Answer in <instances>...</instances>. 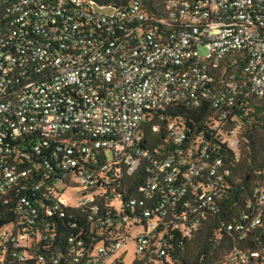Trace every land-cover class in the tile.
I'll return each instance as SVG.
<instances>
[{"label":"built area","instance_id":"built-area-1","mask_svg":"<svg viewBox=\"0 0 264 264\" xmlns=\"http://www.w3.org/2000/svg\"><path fill=\"white\" fill-rule=\"evenodd\" d=\"M232 53H243L244 63L218 79ZM244 97L264 99V0H168L156 13L143 0L123 8L0 0V264H71L59 252L38 253L50 245L53 217L68 209L94 214L118 168L131 176L142 163L147 204L130 201L122 216L112 206L105 223L123 231L85 264H126L129 243L136 248L129 264L149 248L161 261L155 264H172L163 250L167 234L189 238L221 207L222 164L207 154L237 136L244 116L234 112ZM204 104L214 116L198 132L158 115ZM153 116L152 131L163 126L168 140L162 158L140 148ZM100 152L111 157L100 163ZM247 209V224L222 223L217 232L242 240L261 227L263 189L253 190ZM248 256L234 250L229 260L264 264V249Z\"/></svg>","mask_w":264,"mask_h":264},{"label":"trees","instance_id":"trees-1","mask_svg":"<svg viewBox=\"0 0 264 264\" xmlns=\"http://www.w3.org/2000/svg\"><path fill=\"white\" fill-rule=\"evenodd\" d=\"M89 1L102 8H123L132 0ZM167 1L143 0V3L150 13H156ZM228 58L229 63L222 64L216 75L218 79L233 72L236 70V66L244 63L243 53H232ZM237 105L239 109L234 112V115L244 116V121L235 137L236 151H233L230 145L215 143L210 148L212 153L207 154L208 157H216L222 164L219 174L225 182L227 190L220 203L221 207L215 214L207 216L200 229L189 238H183L177 232L167 234L163 250L171 259L172 264H233L230 263L229 256L234 250L248 256L264 249V221L261 227H255L244 233L242 240L233 231L217 232L222 223L227 225L239 223L242 226L247 224V220H244L243 216H246L248 220L251 218L252 211L247 209V205L253 201V190L255 188L264 190V99L244 97L243 102L239 101ZM158 115L185 120L186 128L193 133L206 128L213 118L214 112L208 104H204L197 110H186L179 107L174 113L166 109L164 113H158ZM156 121L157 117L153 116L149 123L143 125L140 148L147 150L153 158H162L166 155L163 148L168 150V140L163 126L157 132L152 131L151 127ZM99 156L100 163L108 159V156L102 152ZM147 167L148 164L142 163L131 176L126 174L124 167L118 168L119 173L113 179L114 184L101 187L97 211L94 214L85 209H68L65 218L53 217L55 230L51 235L50 245H43L47 250L44 251L41 248L38 253L59 252L71 264H85L92 257L96 246L112 245L122 233L123 228L116 231L105 221L112 218L115 211H118L119 216H122L121 213L128 215L129 210L125 209V205L130 201L137 204L148 202L140 192L148 178ZM113 196L118 199L114 200ZM121 205H123L122 209ZM112 206L115 207V211L111 210ZM121 218L118 219L119 223H121ZM70 237L74 238L76 242L78 240L82 242V246L78 248L75 241L69 243L68 238ZM71 248H74L75 252L77 249L80 251L79 257L76 258L74 254L67 255ZM152 251L153 249L149 248L142 257L135 258L133 264L161 262L151 254Z\"/></svg>","mask_w":264,"mask_h":264},{"label":"rangeland","instance_id":"rangeland-1","mask_svg":"<svg viewBox=\"0 0 264 264\" xmlns=\"http://www.w3.org/2000/svg\"><path fill=\"white\" fill-rule=\"evenodd\" d=\"M199 54L200 56H205V51L200 48L199 49ZM236 140L235 138L233 139H230V142H229V145L230 147L232 148L233 151H236ZM107 156L110 158L111 157V154L110 153H107ZM130 237L131 238H134V233H131L130 234ZM123 251L125 252V257H124V262L126 264H129L132 262L135 254H136V248H135V245L133 243H129L124 249Z\"/></svg>","mask_w":264,"mask_h":264}]
</instances>
